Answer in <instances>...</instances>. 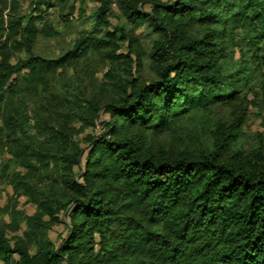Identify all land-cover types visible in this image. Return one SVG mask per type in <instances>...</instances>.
I'll use <instances>...</instances> for the list:
<instances>
[{
	"label": "trees",
	"instance_id": "trees-1",
	"mask_svg": "<svg viewBox=\"0 0 264 264\" xmlns=\"http://www.w3.org/2000/svg\"><path fill=\"white\" fill-rule=\"evenodd\" d=\"M56 1L72 2L67 25L86 2L33 0L22 13L0 0V181L16 195L0 205V264H264V133L241 144L250 107L264 118V0H117L158 35L149 51L112 23L114 0H96L92 29L47 57L34 48L59 34L46 20ZM94 54L109 65L102 95L58 81ZM222 106L210 142L154 139L199 114L201 133ZM90 127L101 131L77 139ZM22 195L34 214L17 208ZM23 223L12 244L7 228Z\"/></svg>",
	"mask_w": 264,
	"mask_h": 264
},
{
	"label": "rangeland",
	"instance_id": "rangeland-1",
	"mask_svg": "<svg viewBox=\"0 0 264 264\" xmlns=\"http://www.w3.org/2000/svg\"><path fill=\"white\" fill-rule=\"evenodd\" d=\"M21 5V12L24 13L29 10V6L33 0H19ZM112 5L110 11V20L113 24H122L127 29L133 31L141 40L144 48L149 51L153 41L158 37L146 24H130L120 11L117 0ZM56 6L52 8L46 14L47 22L59 31V34L54 37H44L40 36L36 42L34 52L36 54L44 55L47 57H57L64 53L73 44L74 39L84 31H89L93 27L94 20L92 18L95 8L98 6L96 0H86L85 3H75L73 11V19L67 25L59 17L61 12H69V7L72 6L68 4V7L62 8L61 4L56 1ZM42 25H40L41 27ZM124 50H119L122 52ZM109 65L101 59L99 55H92L90 60H83L79 65L78 69L69 68L65 73L59 75L58 81L68 80V82L76 83L75 85L86 84L90 92H96L102 95L101 89H103V84L106 81L105 73L108 71ZM138 75V73H136ZM154 76V72L150 67V60L147 58L144 64V69L142 73L143 79H151ZM112 95V93H110ZM105 97L103 96V99ZM229 107L222 106L216 108L213 112L209 113L208 117L211 120L209 127H204L201 129V133L194 132L193 126L199 122L202 114H199L200 118L195 121L190 119L180 123L178 129H169L164 133L158 135L156 138L157 143L166 145L167 147H173L175 150H180L187 143L198 145L200 142H210L212 140V133L210 130L215 129L214 119L225 120L228 117ZM102 119H108L109 115L104 112L101 114ZM77 127H80L78 124ZM243 135L241 139V144L245 147H250L257 139L264 133V118L263 115L259 113L257 107H250L247 122L243 126ZM101 129L87 128L85 132L79 134L77 139L84 140L87 133H100ZM199 134V135H198ZM85 146V142L83 143ZM3 156L0 155V169L2 163L4 162ZM15 191L11 184L4 181H0V205L5 206L15 198ZM17 208L23 210L26 214L32 215L36 212L37 206L30 201L27 196H19L17 201ZM7 223L11 222V218L7 215L5 216ZM63 222L55 225L50 231V237L57 243L61 241V238L66 235V225L69 219L64 214L62 216ZM25 224L23 223L22 228L18 231H12L7 228V237L10 239L11 243L14 244L17 236H22L25 229ZM14 257H18L15 255Z\"/></svg>",
	"mask_w": 264,
	"mask_h": 264
}]
</instances>
